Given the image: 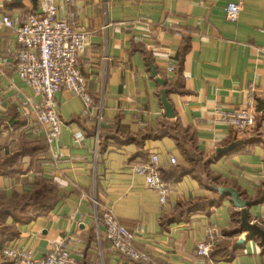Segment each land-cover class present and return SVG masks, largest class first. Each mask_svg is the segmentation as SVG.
<instances>
[{
  "label": "crops",
  "instance_id": "obj_1",
  "mask_svg": "<svg viewBox=\"0 0 264 264\" xmlns=\"http://www.w3.org/2000/svg\"><path fill=\"white\" fill-rule=\"evenodd\" d=\"M231 2L242 6L235 22L226 16ZM56 4L74 28L90 33L79 61L96 109L85 117L82 99L60 91L61 135L49 145L34 111L40 98L14 65L15 33L0 27V160L17 158L3 168L0 190L8 197L16 190L30 193L41 179L57 193L52 208L18 225L11 245L40 258L52 242L68 238L76 264H140L110 248L101 222L108 207L129 229L142 226L134 244L156 264H207L196 244L211 226L220 234L214 260L264 264L260 238L241 226L242 209L207 178L252 202L250 222L264 212V0ZM37 9L32 0H0V14ZM251 87L253 129L237 132L215 120L218 109L245 107ZM163 89L173 118L165 115ZM79 131L82 140L75 136ZM40 143L44 149L36 152ZM233 143L227 153H217ZM152 154L170 188L164 206L132 170ZM0 264L12 262L0 252Z\"/></svg>",
  "mask_w": 264,
  "mask_h": 264
},
{
  "label": "built area",
  "instance_id": "obj_2",
  "mask_svg": "<svg viewBox=\"0 0 264 264\" xmlns=\"http://www.w3.org/2000/svg\"><path fill=\"white\" fill-rule=\"evenodd\" d=\"M241 9L240 3H229L226 7L227 19L237 21ZM0 27L10 28L15 33L18 47L13 52L14 65L22 81L40 98L34 105V111L44 128L49 145L58 141L61 135L63 120L57 110V94L60 91L68 90L82 99L83 116L91 117L95 114L96 106L79 61L89 44L90 33L74 28L60 13L56 0H39L36 12L16 17L8 13L0 14ZM248 92L249 98L245 107L218 109L215 120L229 125L237 132L253 129L257 124L256 115L250 109L253 105V88ZM75 136L78 140L85 137L81 131L76 132ZM171 162L175 164L177 159L172 158ZM132 170L144 177L147 187L159 194L160 203L164 206L170 188L162 178L158 155L152 154L146 162L134 164ZM93 202L96 207L100 205L98 200L94 199ZM101 222L105 239L112 250L138 263L156 264L149 253L138 249L134 244L143 230L141 225L133 230L129 229L108 207L101 211ZM254 223L264 227V212ZM219 237L218 228L209 227L205 237L196 244V254L206 259L207 264H235L233 261L213 259L212 253ZM69 246L68 238L56 240L52 242L45 256L35 258L30 250L9 245L4 248L3 255L12 264H76Z\"/></svg>",
  "mask_w": 264,
  "mask_h": 264
},
{
  "label": "trees",
  "instance_id": "obj_3",
  "mask_svg": "<svg viewBox=\"0 0 264 264\" xmlns=\"http://www.w3.org/2000/svg\"><path fill=\"white\" fill-rule=\"evenodd\" d=\"M31 137V136H28ZM36 152L44 149L42 143L33 146ZM33 149V150H34ZM21 155V154H20ZM17 161L16 157H11L10 160H0V174L4 173V169L8 164ZM162 172V171H161ZM186 173L187 170H182ZM162 174V173H161ZM162 178H165L162 175ZM210 181V186L213 188L217 182L207 175ZM216 190V189H214ZM57 200V193L50 181L37 179L34 183L33 190L22 192L16 190L10 197L4 191L0 190V252L19 235L18 225L30 222L45 211L53 207ZM13 218L11 223H7L8 218ZM214 252L212 253L213 257ZM140 264H147L140 262Z\"/></svg>",
  "mask_w": 264,
  "mask_h": 264
},
{
  "label": "water",
  "instance_id": "obj_4",
  "mask_svg": "<svg viewBox=\"0 0 264 264\" xmlns=\"http://www.w3.org/2000/svg\"><path fill=\"white\" fill-rule=\"evenodd\" d=\"M20 1V0H18ZM32 2L34 3L35 6H37L38 0H32ZM150 69L152 71V75L156 76L157 75V70L156 67L154 66V64L152 63V61H150ZM161 82L164 84L165 82L163 80H161ZM162 100L164 103V108H165V115L169 118H173L175 117V111L174 108L171 104V102L169 101L168 97H167V91L165 89L162 90ZM12 123V120H11ZM6 127L3 126L2 130H4ZM235 143L230 144L227 147H221L217 150L218 154H222V153H227L228 151H230L232 148L235 147ZM214 188L216 190L219 191V193L221 195H227V196H231L232 197V201L234 202V204L242 209V218H241V226L248 231V233L250 234V236L252 237H259L260 241H261V245L263 246L264 249V228H262L259 224L254 223V222H250L249 219V212L247 207L250 206L252 204L251 201L248 200H244L241 197V194L238 190H236L233 187L230 186H222V185H215Z\"/></svg>",
  "mask_w": 264,
  "mask_h": 264
}]
</instances>
